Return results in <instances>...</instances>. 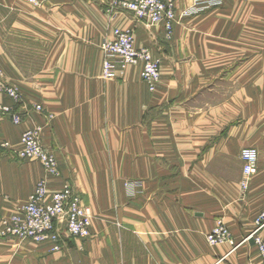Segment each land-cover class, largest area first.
I'll return each instance as SVG.
<instances>
[{"label": "crops", "instance_id": "crops-1", "mask_svg": "<svg viewBox=\"0 0 264 264\" xmlns=\"http://www.w3.org/2000/svg\"><path fill=\"white\" fill-rule=\"evenodd\" d=\"M37 1L0 0V70L26 114L19 126L0 115V212L17 213L41 179L50 194L70 181L91 210V235L59 251L2 239L0 264H263L245 239L264 212V0H174L192 14L171 39L127 14L110 19L113 0ZM115 30H132L162 61L155 92L142 65L103 78L101 45ZM0 104L12 102L0 94ZM37 126L61 178L14 153ZM244 148L259 152L246 192ZM220 219L234 246L208 244Z\"/></svg>", "mask_w": 264, "mask_h": 264}, {"label": "built area", "instance_id": "built-area-1", "mask_svg": "<svg viewBox=\"0 0 264 264\" xmlns=\"http://www.w3.org/2000/svg\"><path fill=\"white\" fill-rule=\"evenodd\" d=\"M39 5L37 0H26ZM222 0L197 1L196 7H219ZM110 19H115L120 13L129 15L137 25H144L150 31L155 26H163L167 37L171 39L178 22L177 7L174 0H113L106 8ZM192 14V10L185 12ZM112 38L101 45L105 54L103 78L114 80L116 73L123 72L129 66L142 65L141 77L149 91L155 92L161 82L162 61L153 56L151 49L137 48L135 33L132 30H115ZM0 94L11 100L12 104H0V115L10 118L15 125H22L26 114L20 107L24 97L20 90L5 79L0 70ZM43 112L39 105L34 108ZM42 128L29 129L21 136V149L14 153L21 161H39L45 173L51 178H61L62 172L57 157L47 150L42 143ZM3 148H9L10 143H3ZM243 160V180L241 187L246 192L252 177L258 171L259 152L257 148H244L241 151ZM92 214L90 208L83 203L75 185L68 181L60 191L49 193L48 181L41 179L27 203L17 213L11 216L0 212V240L12 239L33 240L37 243L52 242L53 250L59 251L70 238L88 239L91 235ZM264 227V212L256 222L254 233L246 241H254L264 264V239L258 235ZM211 247L221 244L235 245L233 234L222 219L207 236Z\"/></svg>", "mask_w": 264, "mask_h": 264}, {"label": "rangeland", "instance_id": "rangeland-1", "mask_svg": "<svg viewBox=\"0 0 264 264\" xmlns=\"http://www.w3.org/2000/svg\"><path fill=\"white\" fill-rule=\"evenodd\" d=\"M185 12H186V11H183V12L177 13V15H178V21H179L180 19H182V18H185V16H186ZM177 24H178V22H177ZM177 24H176V25H177ZM168 39H169V38H168ZM258 216H259V215H258Z\"/></svg>", "mask_w": 264, "mask_h": 264}, {"label": "water", "instance_id": "water-1", "mask_svg": "<svg viewBox=\"0 0 264 264\" xmlns=\"http://www.w3.org/2000/svg\"><path fill=\"white\" fill-rule=\"evenodd\" d=\"M251 242H252V243H254V241H253V240H251Z\"/></svg>", "mask_w": 264, "mask_h": 264}]
</instances>
